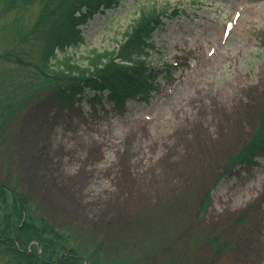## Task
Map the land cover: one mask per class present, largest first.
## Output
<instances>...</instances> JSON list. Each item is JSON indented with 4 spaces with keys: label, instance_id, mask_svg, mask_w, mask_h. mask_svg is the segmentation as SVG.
Masks as SVG:
<instances>
[{
    "label": "rangeland",
    "instance_id": "obj_1",
    "mask_svg": "<svg viewBox=\"0 0 264 264\" xmlns=\"http://www.w3.org/2000/svg\"><path fill=\"white\" fill-rule=\"evenodd\" d=\"M140 2L95 17L84 44L53 64L86 67L118 49L143 11L167 10L148 62L175 69L152 101L122 111L108 95L65 104L30 94L43 4L0 23V101L18 107L0 134V184L22 195L24 222H48L81 256L87 244L133 264H264V155L227 171L264 110V0Z\"/></svg>",
    "mask_w": 264,
    "mask_h": 264
},
{
    "label": "trees",
    "instance_id": "obj_2",
    "mask_svg": "<svg viewBox=\"0 0 264 264\" xmlns=\"http://www.w3.org/2000/svg\"><path fill=\"white\" fill-rule=\"evenodd\" d=\"M122 1L0 0V23L17 9L35 4L44 5V12L37 23L44 44L36 62L37 73L27 78L26 85L29 86L30 94L45 93L66 104L76 100L98 102V95H108L119 111L124 110L130 100L140 99L147 103L157 95L162 83L169 78L170 69L152 67L146 61L149 52L155 48V34L164 31L166 27V13L154 8L144 11L133 23L124 34L118 49L94 52L88 58L86 67L69 59L62 66L53 65L57 53H65L84 43L82 28L97 15H104L117 8ZM172 14L175 17L178 12ZM91 94L94 98L88 97ZM12 107L4 108L0 101V113L5 110L0 134L18 109ZM258 121L246 146L227 161V171L232 172L239 165L252 167L255 160L264 155V110L260 112ZM21 196L19 192L8 191L0 184V254L9 257L10 264L135 263L132 256L107 258L99 247L87 244L80 245L83 250L81 256L74 250L77 248L76 241L71 243L68 237L57 232L48 222L32 217L24 222V212L28 215L31 213ZM206 203L207 198H204L202 204ZM6 208L9 210L6 211ZM209 244L217 253L222 252L224 245L216 238H211ZM173 261H176L175 264L186 263L177 258Z\"/></svg>",
    "mask_w": 264,
    "mask_h": 264
}]
</instances>
